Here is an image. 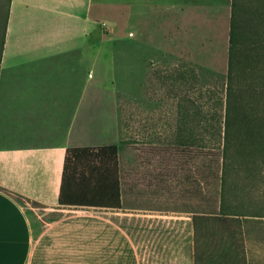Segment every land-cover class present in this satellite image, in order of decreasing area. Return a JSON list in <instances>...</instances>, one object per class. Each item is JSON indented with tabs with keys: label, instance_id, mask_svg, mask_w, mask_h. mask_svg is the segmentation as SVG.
I'll list each match as a JSON object with an SVG mask.
<instances>
[{
	"label": "crops",
	"instance_id": "obj_1",
	"mask_svg": "<svg viewBox=\"0 0 264 264\" xmlns=\"http://www.w3.org/2000/svg\"><path fill=\"white\" fill-rule=\"evenodd\" d=\"M140 1L148 15L172 2L178 71H193L194 25L181 24V15L191 19L194 10L201 34L208 28V55L220 47L228 59L235 0ZM94 3L11 1L0 60V264H141L125 223L134 214L59 203L67 150L120 146L122 130L137 133L151 109L143 87L144 98L129 89L118 102L116 81L102 65L112 42ZM155 61L163 68L166 55Z\"/></svg>",
	"mask_w": 264,
	"mask_h": 264
},
{
	"label": "rangeland",
	"instance_id": "obj_2",
	"mask_svg": "<svg viewBox=\"0 0 264 264\" xmlns=\"http://www.w3.org/2000/svg\"><path fill=\"white\" fill-rule=\"evenodd\" d=\"M235 1L237 13L245 16L241 31L248 29L246 34L256 36L264 46V16L254 21L248 16L257 6H264V0ZM7 3L0 0L1 22ZM168 3L161 2L149 15L140 0H95L92 10L112 42L107 64L102 65L116 81L118 102L124 103L129 89L138 99L144 98L143 87L151 108L137 133L134 130L126 136L122 130L118 138L123 191V211L119 212L134 214L125 223L141 264H194L192 217L220 210V181L214 175L216 162L210 148L223 147L229 52L228 59L220 47L208 55L206 24L201 34L197 10L191 19L188 13L182 14L181 24L191 21L194 25L193 71H178L171 60L174 29L179 22L174 23L172 2ZM157 53L166 55L163 68L155 61ZM263 54L264 48L253 56L241 53L247 58L244 56L239 65L235 88L245 90L252 85L264 89ZM254 58L256 68L252 66ZM157 106L163 115L162 125L155 120ZM129 146L132 150L128 151ZM258 159L254 200L237 204L261 211L264 164L260 156ZM238 178L242 186L250 182L246 172ZM243 220L248 264H264V216Z\"/></svg>",
	"mask_w": 264,
	"mask_h": 264
},
{
	"label": "trees",
	"instance_id": "obj_3",
	"mask_svg": "<svg viewBox=\"0 0 264 264\" xmlns=\"http://www.w3.org/2000/svg\"><path fill=\"white\" fill-rule=\"evenodd\" d=\"M11 1L3 22L0 21V60L6 39ZM234 1L230 29L229 68L223 147L210 148L214 175L220 181V210L218 213L192 217L194 229V264H248L244 220L264 216V210L237 204L254 200L253 177L264 164V89L249 85L245 90L235 88L238 68L244 56H253L264 48L256 36L241 31L245 16L237 13ZM2 13L0 9V14ZM252 21L264 16V6H257ZM249 32V31H248ZM256 38V39H255ZM258 46V47H257ZM264 55V54H263ZM249 61V60H247ZM254 68L257 59L253 60ZM250 179L244 186L242 174ZM120 146L69 148L64 163L59 203L64 206L123 208Z\"/></svg>",
	"mask_w": 264,
	"mask_h": 264
}]
</instances>
